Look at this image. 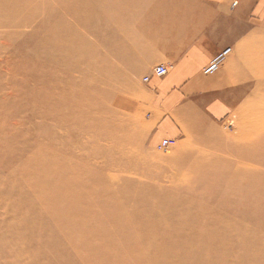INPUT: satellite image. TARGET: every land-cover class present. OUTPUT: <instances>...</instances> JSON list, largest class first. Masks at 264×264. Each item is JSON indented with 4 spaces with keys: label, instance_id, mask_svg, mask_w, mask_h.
<instances>
[{
    "label": "bare ground",
    "instance_id": "obj_1",
    "mask_svg": "<svg viewBox=\"0 0 264 264\" xmlns=\"http://www.w3.org/2000/svg\"><path fill=\"white\" fill-rule=\"evenodd\" d=\"M87 3L93 8L100 4V0L0 1V9L5 11L6 16L0 21V44L15 49L18 40L21 44L26 37V29L19 30L26 25H31L29 31L34 38L31 47L20 49L21 57L15 58L10 54L0 57V71L13 68V74H20L22 70L28 80H35L38 84L44 81L41 88L35 89V99L29 103L42 111L36 117L41 116L56 125V113L70 112V121L67 120L70 123V157L55 151L59 146L55 145L54 149L48 144L57 141L59 135L50 131L47 140L40 138L37 142L40 148L49 153L39 151L32 154L31 158H36V161L22 169L25 175L23 183L30 188V192L16 193L14 188L0 185V193H11L17 199L14 217L0 221V247L7 248L15 243L12 258L21 264H75L70 262V246L74 249L73 262L78 260L83 264H264V229L258 231L250 226L263 218L261 208L262 211L257 208L254 212L245 211L242 217L234 218L233 212L228 209L224 212L214 211L224 205L225 202L217 204L220 199L216 200L215 206L204 205L209 206L207 211H193L191 209L198 201L194 194L185 196L176 190L179 193L173 195L172 199H165L170 190L164 195L158 193V186L150 187L136 182L132 184L144 190L133 191L135 194L132 195L128 193L131 182L121 179L117 171L121 161L113 159L114 154L128 149V146L123 148L117 142V133L115 136L109 135V138L104 135L107 129L116 128L118 131L123 127L130 128L131 116L137 112L128 100L123 108L129 121L114 110L116 105H124L119 96L131 83L114 63L126 65L132 50L127 52L120 49L117 37L123 32L116 30L114 37L108 39L98 35L87 44L92 51L90 57L84 54L86 40L79 26L91 29L92 23H99L102 19L99 13L97 17L89 13ZM114 11L118 15L112 20L124 24V27L133 16V13L126 16L124 12L119 13L120 8ZM69 16L76 22L68 24L66 19ZM37 20L39 23L36 25ZM260 27L251 32L250 81L251 77L255 80L250 83L254 88L253 93L247 95L248 109L242 129V133L255 140L254 143L247 142L245 147L251 150L255 148L257 153L248 152L239 157L241 159L236 160L234 174L230 177L234 179L238 172L247 174V187L255 193L245 197V200H253L256 204H264V144L257 145L261 136L264 140V27ZM103 44L110 59L104 56ZM255 44L257 46H253ZM3 47L0 48V55L7 54ZM53 59L56 62L50 64ZM110 67L113 70H108ZM60 84L70 87V90L62 91ZM96 85L97 88L94 87ZM249 90L252 91L250 86ZM29 104L23 98L15 97L12 91L8 92L0 116L1 137L8 134L9 128L5 127L7 120L22 116L23 113L18 115L23 111L22 105L25 107ZM11 107L13 113L6 112ZM25 126L28 128V125ZM9 135L7 139L11 137ZM91 148L95 152L90 153ZM78 149L81 152L78 153ZM45 158L46 162L44 160V164L39 165V161ZM188 165L187 170L194 166ZM183 168L184 164L177 165V170ZM168 175L171 174L167 172L160 179L164 180ZM133 178L136 180L137 177ZM185 178L164 181L182 183L187 181ZM156 195L157 200H150L151 196ZM227 195L228 200L234 198ZM138 197L143 200H137ZM237 201L240 203L241 199ZM237 205L240 207L241 203ZM4 226H11L12 229L2 233ZM62 229L66 230L65 240L57 237L63 233ZM44 246L56 249H63L64 246L67 257L61 258L58 254L42 257Z\"/></svg>",
    "mask_w": 264,
    "mask_h": 264
},
{
    "label": "rangeland",
    "instance_id": "obj_2",
    "mask_svg": "<svg viewBox=\"0 0 264 264\" xmlns=\"http://www.w3.org/2000/svg\"><path fill=\"white\" fill-rule=\"evenodd\" d=\"M22 2H25V0H22ZM172 2H176V1L175 0L174 1L173 0H104V1L100 0V4H96L93 8L92 5L87 3L89 13L93 15L99 13L100 19L101 17L102 19L99 21V23H96V21L95 24L92 23L91 29H89L88 26H86V28L84 29L80 28L79 26V29L82 32L84 39L86 40L84 54L86 53L87 57H90V55L92 54V51L89 49V46L87 44H90V42L98 38V35L105 37L106 39L114 37L113 34L116 30L123 32L122 35L117 37V39H119L118 44L120 46V49L123 48V51H127V52L129 50H132V55H128L127 53L128 58L125 63L126 65L121 66L120 64L117 65V63H114V66L116 68H121L119 70L123 73V75L126 76L127 79L131 81V83L128 84V87L125 88L123 93H121V95L119 96L121 103L124 105L121 104L116 105L114 110L118 115L122 114L124 115V118L127 117L128 114L125 112L123 106H126L127 104L126 101L128 100L130 102V105L133 106L137 112L131 116L130 128L128 127L124 129L125 127H123L118 131L116 128L107 129L104 135L105 137L109 138L110 136H115L114 134L117 133L118 134L116 136L117 142H119V144L122 145L123 148H126L128 146V149L126 148L124 150H121L120 152L118 151L119 152V153L117 152L118 154L116 153V155L115 154L113 155V159H116L119 162L121 161L119 164L120 167L117 170L119 176L121 177V179H126L127 181L131 182V184L128 187V193L131 195L135 194L134 193L135 191L137 192L140 190H144L143 188L141 187L138 188L132 184V182L133 183L136 182L143 185L144 184L149 185L150 187L158 186L159 188V190H157L158 193L160 194L163 193L164 195L167 192V190L168 191L170 190L171 193L165 199H172L173 195L179 193L177 191H180V193L182 194L184 193L185 196L194 194L195 199L198 201L197 204L193 207V209H191L193 211H199V210L207 211V208H209V206L204 207V205L210 204L215 206L216 200L220 199L217 201V204L221 202L222 203L225 202L230 205L228 206V204L225 205L224 203V205L220 207V210H217V208L214 209L215 212H220L221 210L226 211L228 209L230 212H233L232 215L234 218H238L237 216H239L240 218L242 217L241 214L245 213V211L251 213L256 211L258 208V210L260 211L263 210L262 212L263 214L264 204H261L259 202H257L256 204V202H254L253 200L250 202L248 200L249 203L246 201L248 195L252 196V194L255 193L252 192L251 190L249 191V187H247V182L249 180L247 178V174L244 172H238L237 174H235L236 177L234 179L232 180L230 179L231 175L234 174L235 171V166L237 164L236 160L241 159L239 157H241L243 154H248V152L252 154L257 153V150L255 148L251 150L245 147L247 142L254 143L255 140L248 138L246 134L242 133V129L244 127V122L246 120L245 118L248 109L247 107L248 102L246 103V100L244 101V103L242 102L240 105H238V107L234 109V111H232V115L230 116V118L226 119L225 121H213V120L209 121L204 119H195L194 121L200 120L202 124L198 126H195L193 124L182 127L179 126L181 132H178L173 136L164 135L160 137L158 140H153V135L163 119L153 118L150 117L149 115L151 113V108H153L155 104L153 101V96L149 92V88H148L149 83L144 82L143 78L144 76L153 73L154 67L158 63L166 64L169 68V72L171 70V66L168 64V62L152 63L151 60H153L156 56H158V53L162 52V46L161 45L158 46V43L157 42L155 43V41L161 42L162 40L161 32L165 24L164 22H162V20L165 19L166 13L171 12ZM119 8H120L119 13L124 12L125 16L133 13V16H131L129 22L125 24V27L123 26L124 24H117V22L112 20L114 16L118 15V13L116 14V11L114 10ZM97 16L98 15H96V17ZM5 18H6L5 11L3 9H0V21H3ZM262 19L263 21L261 22L260 29L264 27V13L262 14ZM121 20H122V16H121ZM66 21L68 24H73L76 22L73 18H70V16L67 17ZM35 23L37 25L39 23V20L35 21ZM166 26H168L167 23ZM24 29H26L27 31L26 37L21 44L18 40L15 49H13V47L0 44V48L1 46L2 47L4 46L3 48L7 50V54L0 55V57L7 56L9 54L11 56H14L15 58L21 57L22 53L20 49L29 48L32 46L31 41L34 42V38L29 31L31 30V25L21 26L19 30H24ZM102 46L105 49L104 44ZM253 46H257V44ZM247 47H248L247 45L244 46V49L246 50L245 52L246 56H247ZM106 50L107 49H105V52L103 51L104 56L110 59L111 56L110 54H107L108 52H106ZM99 52L100 54H102L101 50ZM127 55L125 57H127ZM113 58L114 56H112V59ZM54 62H56V59H53L50 64H53ZM138 65H144L145 68L138 69L137 68ZM109 69L113 70V68L111 67L108 68V70ZM13 71H14L13 68L11 69L8 68L5 72L0 71V74L2 75V76L0 75V86L3 89L2 91H0L1 117L3 113L2 111L3 103H5V101L8 99V92L12 91L15 97H17L18 99L23 98V100L26 101V104H29L31 103V100L35 99V89H39L41 88V85L42 86L44 85V81L38 84L35 80L32 79L28 80V78H26L22 74L23 73L22 70L20 71V74L15 72L13 74ZM159 78H163V77H159ZM254 80L255 78L251 77V81L254 82ZM60 87H63V84H60ZM94 87L97 88L98 85ZM253 88L254 85L253 84L252 86L250 85V89H252V91L249 90L250 92L248 91L247 95L249 93L251 94L253 93ZM61 90L68 92V90H70V87L64 86ZM247 95H245L246 98L248 97ZM54 102L56 101L54 100ZM66 102H68V99H66ZM22 107H23L22 108L23 111L18 113L19 116L20 114L23 113L22 116L18 118L10 117V119L7 120L5 127L9 128L8 134L5 137H1L0 134V143H1L0 144V185L3 186V188L10 189L12 187L15 189L16 193H18L19 191H22V193H25V191L30 192V188L23 183L24 181L23 179H25V175L22 169L24 168L25 165L36 161V158L34 159L31 158L32 154L35 155L39 151H42L44 154L49 153V151L40 148L37 142H39L40 138L47 140L46 137L51 135L49 133L50 131L59 135L56 137L57 141L48 144L54 147L55 145L56 147L58 146L61 147V148L58 147L57 149L55 147L54 149H56L55 151H57L60 155L70 157L69 156L70 155L69 152L70 123L68 122L70 121V112L61 113V114L56 113V117H55L56 125H55L52 121L44 119L41 116L36 117V115L40 111L37 109L36 106L29 104V105H25V107L24 105H22ZM5 109H7V106H5ZM24 109H26L27 111ZM11 111H14L12 107L10 108V111L7 110L6 112L13 113ZM40 112L42 113V111ZM104 117L105 116L103 115V118ZM125 119L129 121V117ZM14 122H18V124L15 125ZM62 123L64 125L65 123L67 124L64 127ZM25 125H28V128ZM61 132L63 134H61ZM121 133H123V136ZM8 135L11 136L9 139H7ZM34 137L35 140L32 141ZM262 137L263 136H261L258 140L259 143V144L257 143L258 146L259 145L262 146L264 144V140ZM163 138L172 139V144L168 151H164L158 148V144L162 141ZM63 142H65V144ZM62 146H66V147L63 148ZM133 148L134 149L136 148L137 150L135 149L136 151H133L134 150ZM94 150L95 149L91 148L90 150L91 152L90 151L88 152L90 153L95 152ZM79 152L81 151H79L78 149V153ZM126 153L128 156L126 155ZM130 153L131 154L138 153V154L131 155ZM122 156H124V158ZM44 160L46 162V158L40 160L39 165L44 164ZM131 160L134 162H132ZM180 164H184V168L182 170H177V165ZM188 164H193L194 166H191L193 168H189L187 170L189 166ZM249 171L250 170L248 169V172ZM167 172H169V174L171 175H168V177L164 178V180L165 179L175 180L178 179L179 177L181 178L186 177L184 180L187 181L182 183H178V182L170 183L168 181L161 180L160 177ZM171 172H173V174ZM147 175H149L150 177L149 176L147 177ZM133 177H137L136 180H134ZM229 185H231V187H229ZM225 186L227 187L226 189ZM244 189H246L245 193L243 192ZM237 190H239L240 193ZM237 192L238 194H236ZM227 194H229V198L234 197L237 199L235 200L234 198H230L228 200ZM157 198H158L157 195L151 196L150 200H157ZM199 199L204 201L202 202ZM240 199L242 202L240 201ZM137 200H143V199L138 197ZM234 200L235 201L239 200L241 206L239 207L237 204L240 205V203H236ZM244 200L246 204L245 202H243ZM243 205L246 206L244 207ZM16 206H17V199L13 194L9 193L3 195L2 193H0V221L12 219L16 214L14 211L15 208H17ZM223 206L224 208H222ZM233 207H236V209ZM182 209H186V208L182 207ZM233 209H235V211ZM208 211L210 210L208 209ZM237 211L239 213H237ZM262 219L260 221H255L256 224H252L250 226L254 229H257L258 231L259 230L262 231V229H264V214ZM10 229H12L11 226H4V230H1V232L8 233ZM62 232L63 233L58 235L57 237L59 239L65 240L64 234L66 230L62 229ZM0 239H2L1 234H0ZM14 245L15 243H12L10 247L7 248L0 247V264H21L20 262L12 258L13 251L15 250ZM72 250L74 249L70 246V259L72 258L70 262L75 264H83L82 261H78V260L73 262V258L75 257V255L72 252ZM41 252H42V257H49V255H55V254L61 255V258L67 257V251L64 246L63 249L61 248L56 249V247L44 246Z\"/></svg>",
    "mask_w": 264,
    "mask_h": 264
},
{
    "label": "crops",
    "instance_id": "obj_3",
    "mask_svg": "<svg viewBox=\"0 0 264 264\" xmlns=\"http://www.w3.org/2000/svg\"><path fill=\"white\" fill-rule=\"evenodd\" d=\"M175 1L162 20V40L155 41L162 52L151 60L168 62L171 70L163 78L148 74L152 76L146 82L155 104L149 115L163 119L153 140L181 132L179 126L202 124L195 119L225 121L244 103L250 86L251 32L263 21L264 0H237L236 6L235 0ZM227 47L232 52L220 69L204 74V67Z\"/></svg>",
    "mask_w": 264,
    "mask_h": 264
},
{
    "label": "built area",
    "instance_id": "obj_4",
    "mask_svg": "<svg viewBox=\"0 0 264 264\" xmlns=\"http://www.w3.org/2000/svg\"><path fill=\"white\" fill-rule=\"evenodd\" d=\"M233 5H237V1L235 0L233 2ZM232 47H227L223 49L220 53L216 55L203 69L204 74H212L216 71H218L221 67V65L224 63V61L227 59V57L231 54ZM169 72V68L166 64H159L154 67L153 75L157 77H163L167 75ZM152 75H146L144 76L143 80L144 82H149ZM172 139L171 138H163L162 141L158 144V148L164 151H168L171 147Z\"/></svg>",
    "mask_w": 264,
    "mask_h": 264
}]
</instances>
